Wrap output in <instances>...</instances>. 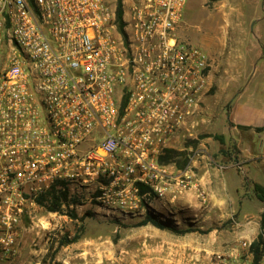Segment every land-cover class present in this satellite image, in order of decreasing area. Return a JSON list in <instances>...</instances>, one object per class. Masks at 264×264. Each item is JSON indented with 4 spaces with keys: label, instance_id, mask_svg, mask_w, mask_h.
<instances>
[{
    "label": "built area",
    "instance_id": "obj_1",
    "mask_svg": "<svg viewBox=\"0 0 264 264\" xmlns=\"http://www.w3.org/2000/svg\"><path fill=\"white\" fill-rule=\"evenodd\" d=\"M188 2L0 0V259L53 189L136 214L192 188L161 163L212 88Z\"/></svg>",
    "mask_w": 264,
    "mask_h": 264
},
{
    "label": "rangeland",
    "instance_id": "obj_2",
    "mask_svg": "<svg viewBox=\"0 0 264 264\" xmlns=\"http://www.w3.org/2000/svg\"><path fill=\"white\" fill-rule=\"evenodd\" d=\"M125 1L127 6L133 0ZM258 10L262 16L260 4ZM255 15L253 0H202V4L191 0L184 11L182 38L213 58L216 73L207 97L215 121L223 125L256 109L260 115L264 111V92L255 90L257 84H264L260 71H264V26L258 29ZM252 43L262 57L253 82L254 68L248 62ZM55 198L57 207L50 211ZM39 205L34 219L24 221L16 253L0 259V264H216L220 260L218 254L203 258L202 236L140 225L146 217L100 208L87 200L75 202L55 189ZM263 255L257 264L263 262Z\"/></svg>",
    "mask_w": 264,
    "mask_h": 264
},
{
    "label": "crops",
    "instance_id": "obj_3",
    "mask_svg": "<svg viewBox=\"0 0 264 264\" xmlns=\"http://www.w3.org/2000/svg\"><path fill=\"white\" fill-rule=\"evenodd\" d=\"M253 4V22L258 21L259 29L264 26V2L253 0ZM259 4L262 16L258 14ZM252 44L255 47L248 62L254 68L253 82L262 57L256 44ZM215 70L213 65L212 85ZM255 90L264 92V84H257ZM263 108L264 101L262 111ZM214 118L206 96L200 115L178 133L161 160L169 178L187 177L192 188L177 199L171 195L150 198L136 215L145 218L150 214L177 229L190 230L187 235L202 236V256L206 259V255H220L222 259L216 264H255L253 253L243 243L252 244L260 236L264 243V201L257 198L255 191V185L264 189V111L262 115L258 109L248 112L244 119L230 120L232 124L228 121L227 125ZM215 136L222 137L223 142ZM261 248L264 253V244Z\"/></svg>",
    "mask_w": 264,
    "mask_h": 264
},
{
    "label": "trees",
    "instance_id": "obj_4",
    "mask_svg": "<svg viewBox=\"0 0 264 264\" xmlns=\"http://www.w3.org/2000/svg\"><path fill=\"white\" fill-rule=\"evenodd\" d=\"M122 15H123V0H118V18H119L120 21H121ZM261 129H264V128H261ZM215 138L220 140L221 142H223V138L222 137L215 136ZM163 157H161V160H162ZM255 191H256L257 198L259 200H261V201H264V189L262 187H260L259 185H255ZM42 201H43V198H41L39 200L40 203ZM57 201H58V199L55 198L54 203L49 207L50 211H55V209L57 207ZM148 223L152 224L154 227H156L158 229L170 230V231H172V232H174L176 234H179V235H183V234H185L187 232H190V230H181V229H177V228H175L173 226H170L168 224H165V223L159 221L158 219L154 218L150 214H147L146 218L140 223V225H147ZM263 224H264V214H263ZM77 237L78 236H76V238ZM263 244L264 243H263V240H262V236L259 237L258 241L253 242L251 244L250 250H251V252L254 255V263L255 264H257L260 255L263 253L262 248H261L263 246Z\"/></svg>",
    "mask_w": 264,
    "mask_h": 264
}]
</instances>
